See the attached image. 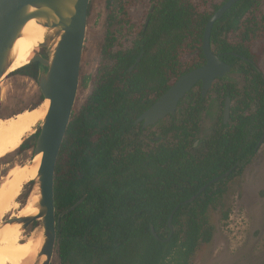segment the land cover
Returning a JSON list of instances; mask_svg holds the SVG:
<instances>
[{"label": "trees", "instance_id": "16d2710c", "mask_svg": "<svg viewBox=\"0 0 264 264\" xmlns=\"http://www.w3.org/2000/svg\"><path fill=\"white\" fill-rule=\"evenodd\" d=\"M131 1L122 0L126 20ZM261 1L239 0L212 30L213 50L232 65L231 72L248 80L240 107L233 108V126L224 124L223 115L220 126L202 134L209 94L215 92L220 105L228 96H239L235 83L223 82L229 74L218 78L206 96L201 82L187 93L177 115L157 123L161 140L152 150H145L144 135L138 132L144 130L142 123H135L181 75L206 63V26L224 2L208 12L194 0H156L148 24L129 49L106 48L110 64L101 65L84 104L74 112L56 165L57 214L84 197L58 225L61 264H190L199 245L211 241L210 207L225 195L226 181L251 162L264 134V73L257 69L264 53V14H254ZM246 13L239 38H229ZM17 71L38 79L39 62ZM251 99L258 107H251ZM43 101L41 93L32 107ZM122 135L125 156L120 158L113 146L122 143ZM27 146L28 139L19 149ZM176 207L170 237L169 219ZM152 226L161 238H170L157 239Z\"/></svg>", "mask_w": 264, "mask_h": 264}, {"label": "rangeland", "instance_id": "374dc122", "mask_svg": "<svg viewBox=\"0 0 264 264\" xmlns=\"http://www.w3.org/2000/svg\"><path fill=\"white\" fill-rule=\"evenodd\" d=\"M194 1L208 12H212L216 5L226 0ZM124 5L122 0H90L80 83L74 112L84 104L98 79L101 65L106 62L110 64V60H105L106 48L113 52L129 49L147 22L148 13L156 5V0L131 1L127 7L128 20L122 12ZM247 13L241 18L238 29H233L228 34L229 38H239L240 28H243L245 17L249 15ZM254 14L258 17L264 14V0L261 1L260 7L254 10ZM108 37L112 39L111 44L107 41ZM261 41H264V35ZM260 44L261 42H258L257 45ZM38 51L46 56L51 48H41L35 53ZM260 67L264 73V53L260 60ZM223 82L235 83L239 89V96L235 101H231L232 113V109L236 105L239 107L241 99L245 97L248 80L238 72H231ZM41 93L38 79L24 75L17 69L13 70L9 75L3 76L0 81V116L20 117L26 115L27 111L40 113L44 107L33 108L32 106L38 103ZM216 97L215 92L208 96L207 110L202 116V134L210 132L216 125H221L224 105H220ZM222 100H225L224 96ZM249 103L251 107H257L258 102L251 99ZM43 105L44 101L38 106ZM19 110L21 112L16 113ZM14 113L16 114L13 115ZM235 121V118H229L227 125L233 126ZM38 126L39 124L28 135V137L31 136L28 138V146L25 149L20 150L18 147L15 152L8 153L0 159V182L7 175L10 163L27 162L30 168L35 167L36 160L33 158L37 140L36 133L41 125ZM160 128L161 125L157 124L151 127L153 144L155 138L160 136ZM160 140L161 137L157 141ZM225 185L227 189L225 195L219 198L209 210L210 222L214 227L213 237L210 242H202L199 245L190 264H264V141L251 162L242 172L226 181ZM38 189V183L31 182V178L28 181L17 183L11 211L3 219L16 217L13 215H17L19 211L25 215L26 204L29 208L35 198L32 191H38ZM226 213H228L227 218ZM36 227L42 230L41 220H35L26 231L29 233ZM29 236L23 232L21 236L23 239L21 238L20 242L23 243L24 239ZM51 264H61L58 250Z\"/></svg>", "mask_w": 264, "mask_h": 264}, {"label": "water", "instance_id": "95a60500", "mask_svg": "<svg viewBox=\"0 0 264 264\" xmlns=\"http://www.w3.org/2000/svg\"><path fill=\"white\" fill-rule=\"evenodd\" d=\"M238 1L226 0L211 16L204 34L203 50L207 59L206 63L181 75L136 119V124L142 123L143 127L157 124L168 115L176 113L181 99L197 83L202 82V94L206 95L216 79L231 72L232 65L221 59L219 54L213 50L211 36L216 21L222 18ZM89 5L90 0H0V81L15 60V44L24 34L27 22L35 18L51 30V33L38 46V49L50 47L51 51L46 56L38 51V53H34L30 61L39 62L40 89L44 100H50L34 150V155L42 153L37 178L32 180L38 183L39 211L0 221V230L10 223L20 224L22 229L26 230L35 220H41L44 240L36 264L52 263L56 253L57 228L62 217L74 210L84 200L82 197L73 206L57 214L55 203L56 165L78 94ZM148 22L149 19H147V24ZM257 69L261 72L259 67ZM230 104L231 98L227 97L224 108L225 123L231 116ZM263 141L264 134L256 150ZM231 171L232 169L209 181L198 194L204 191L210 183L228 176ZM197 195L185 202H192ZM176 210L177 207L169 219L170 237L174 233L173 217ZM152 233L157 239L168 240L170 238H161L154 226H152Z\"/></svg>", "mask_w": 264, "mask_h": 264}, {"label": "bare ground", "instance_id": "6f19581e", "mask_svg": "<svg viewBox=\"0 0 264 264\" xmlns=\"http://www.w3.org/2000/svg\"><path fill=\"white\" fill-rule=\"evenodd\" d=\"M23 33L15 44L16 57L5 76L15 69L29 64L38 49L39 43L51 33V30L32 18L27 22ZM49 103L50 100L45 99L43 106H37L44 107L40 113L27 111L26 115L20 117L0 116V159L8 153L15 152L24 139L31 134V131L38 124L41 125L48 111ZM33 159L36 160V165L33 168H30L27 162L15 161L9 164L8 173L0 182V221L11 211L15 185L28 181L30 178L31 181L37 178L42 153L35 155ZM32 195L35 198L29 208L26 204L25 215L39 211V193L33 190ZM22 215L23 212L19 211L17 215L14 214L13 216ZM23 232L30 236L21 243ZM43 240V233L38 227L28 233L22 229L20 224H7L0 230V264H36Z\"/></svg>", "mask_w": 264, "mask_h": 264}, {"label": "flooded vegetation", "instance_id": "af4514ba", "mask_svg": "<svg viewBox=\"0 0 264 264\" xmlns=\"http://www.w3.org/2000/svg\"><path fill=\"white\" fill-rule=\"evenodd\" d=\"M218 54V53H217ZM232 71V70H231ZM231 73V72H230ZM229 73V74H230ZM228 75V74H227ZM226 75V76H227ZM225 77V76H224ZM217 80V79H216ZM215 80V81H216ZM214 81V82H215ZM201 82V81H200ZM202 83V82H201ZM198 84V83H197ZM213 85V84H212ZM196 86V85H195ZM211 88V87H210ZM210 90V89H209ZM190 92V91H189ZM188 92V93H189ZM208 93V92H207ZM207 93H206V95H207ZM206 95H204V96H206ZM185 97V96H184ZM183 97V98H184ZM229 97V96H228ZM182 98V99H183ZM231 98V97H230ZM227 99V98H226ZM237 99V98H236ZM235 99V100H236ZM235 100H232L231 99V101H235ZM180 103V102H179ZM179 105V104H178ZM207 107V106H206ZM230 107H231V104H230ZM236 107H238L237 105H236ZM240 107V106H239ZM257 107H258V104H257ZM224 108H225V104H224ZM177 112H178V107H177V110H176V113L175 114H173V115H171V116H176L177 115ZM223 112H224V110H223ZM232 113H233V109H232ZM232 113H231V115H232ZM169 116V115H168ZM229 118H231V116L229 117ZM224 121V120H223ZM228 123V122H227ZM227 123H225L224 122V124H227ZM153 125H151V126H148V127H144V130H142V131H138L139 133H142V135H144V138H145V141H144V148H145V150H152L153 149V131H151V127H152ZM158 138L159 137H156L155 138V141H157L158 140ZM200 145V140H198V141H196V143H195V146H199ZM115 152H118V156L120 157V158H123L124 156H125V140H124V135H122V143L121 144H119V146L117 147V148H115L114 146H113V154L115 155ZM215 182V181H214ZM209 183V182H208ZM213 183V182H212ZM212 183H210V184H212ZM207 184V183H206ZM209 184V185H210ZM208 185V186H209ZM207 186V187H208Z\"/></svg>", "mask_w": 264, "mask_h": 264}]
</instances>
